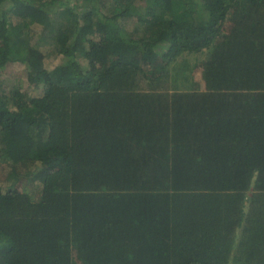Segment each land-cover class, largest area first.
I'll return each mask as SVG.
<instances>
[{
  "label": "trees",
  "instance_id": "trees-1",
  "mask_svg": "<svg viewBox=\"0 0 264 264\" xmlns=\"http://www.w3.org/2000/svg\"><path fill=\"white\" fill-rule=\"evenodd\" d=\"M84 1L0 0V264H264V0Z\"/></svg>",
  "mask_w": 264,
  "mask_h": 264
},
{
  "label": "rangeland",
  "instance_id": "rangeland-1",
  "mask_svg": "<svg viewBox=\"0 0 264 264\" xmlns=\"http://www.w3.org/2000/svg\"><path fill=\"white\" fill-rule=\"evenodd\" d=\"M83 5H86L88 1L81 0ZM4 7H7L9 4H3ZM146 2L135 1L131 4L129 9L128 16H117L118 22L120 25L124 26L128 30H131L135 27L137 16L144 14L146 8ZM57 7L55 6V9ZM155 22L159 20V18L152 19ZM34 31L37 33L40 32V26H35V24L31 23ZM38 48H40L45 54V65L47 68H51L54 65L61 63V61L70 62V59L63 57L57 52L56 45L48 39L40 40L37 44ZM164 47V46H162ZM75 60L79 61L83 68L88 66L89 59L84 56H75ZM0 79L4 81L7 85H20L21 89L26 91L30 96H40L44 91V83L43 82H29L28 81V72L26 71L23 64L19 63H7L3 69L0 71ZM0 191H5L9 188L12 179L8 175L9 168L6 166L5 162H2L0 159ZM8 178V179H7ZM12 188H17L19 190L26 191L30 193L34 198L38 196L40 184L39 182L33 178L32 176L27 178H21L20 181L12 186ZM11 188V189H12Z\"/></svg>",
  "mask_w": 264,
  "mask_h": 264
}]
</instances>
